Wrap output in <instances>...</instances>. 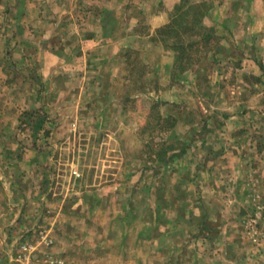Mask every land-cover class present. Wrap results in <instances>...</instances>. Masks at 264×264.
I'll return each instance as SVG.
<instances>
[{"label":"rangeland","instance_id":"obj_1","mask_svg":"<svg viewBox=\"0 0 264 264\" xmlns=\"http://www.w3.org/2000/svg\"><path fill=\"white\" fill-rule=\"evenodd\" d=\"M9 1L11 13L16 0ZM138 1L152 8V17L171 18L186 0ZM187 1L212 2L206 23L219 39L191 71L174 78V53L147 21L131 30L122 19L113 36L126 42L134 32L144 42L121 50V82L103 94L114 99L88 102L85 117L75 101L64 102L71 114L53 117L56 129L63 128L54 136L33 137L34 116L23 118L25 140L60 141L58 150L44 144L37 150L69 155L72 164L41 166L45 184L35 182L33 170L15 182L18 200L28 203V223L10 230L8 240L18 244L10 247L9 264H264V73L241 71V52L264 66L259 38L245 34L248 13L264 12V4ZM111 21L106 15L105 24ZM241 110V118H228ZM153 112L176 118L173 131L147 125ZM79 199L81 208L74 209Z\"/></svg>","mask_w":264,"mask_h":264},{"label":"crops","instance_id":"obj_2","mask_svg":"<svg viewBox=\"0 0 264 264\" xmlns=\"http://www.w3.org/2000/svg\"><path fill=\"white\" fill-rule=\"evenodd\" d=\"M9 2L0 0V7L5 6L0 12V264H9L8 259L12 262L13 249L10 247L18 244L17 240H8L12 236L10 230L12 233L13 230L22 231L28 223V211L23 209V204L28 203L23 199L18 200L21 187L15 182L29 178L33 170L35 182L45 184L47 178L41 175V166L50 163L72 164L69 155L59 153L55 156L56 151L49 155L48 151L37 150L43 144L49 149L58 150L63 145L60 141L42 142L33 137L38 133L54 136L55 132L63 131L61 127L56 129L53 117H69L71 104L65 106L69 101H75L79 116L85 117L89 116L88 102H97L105 97L114 99L103 94L121 82L120 63L124 58L120 55L121 50L123 47L136 49L135 43L144 42V38L134 32H129L126 42L113 36L114 29L121 28L122 19L125 27L131 30L146 20L147 27H152L153 32L166 25L170 19L166 13L152 17V8L145 7L146 4L138 0H16V9L11 13ZM258 2L264 4V0H254V8ZM52 3H58L62 8L60 12L52 7ZM26 7H30V10ZM131 8L135 11H131ZM104 9L107 10V19L112 18L108 24L104 22ZM256 9L248 13L249 26L245 34L259 38L255 47L262 53L264 12ZM131 12L136 13L132 15ZM211 18L218 19L215 16ZM230 18V13L226 14L222 21L229 22ZM248 19L242 18L246 23ZM105 26L107 28L104 31ZM232 33L235 39L240 36L244 41L246 37L235 29H232ZM105 36L108 37L106 41ZM241 53V71L256 73L260 69L264 73V66L258 62L260 60L247 56L245 52ZM244 113L241 110L239 114L228 118L238 119ZM28 114L29 117L34 116L31 123L33 137L31 135L30 141L25 140L28 137L23 125ZM34 118L41 119L42 124L34 123ZM66 125L63 126L65 130ZM45 174L49 179L50 175ZM54 176L52 170L50 179L54 180ZM27 192L28 197L34 193L25 191L22 195ZM81 204L82 199H79L73 208H81Z\"/></svg>","mask_w":264,"mask_h":264},{"label":"trees","instance_id":"obj_3","mask_svg":"<svg viewBox=\"0 0 264 264\" xmlns=\"http://www.w3.org/2000/svg\"><path fill=\"white\" fill-rule=\"evenodd\" d=\"M182 2L176 6L170 21L156 30V37L174 53L175 60L172 65L174 78L191 71L207 53L214 51L219 40L216 27L206 23V18L214 8L212 2L195 4H190L187 0ZM151 108L158 109V104H153ZM40 120L37 124H42ZM176 123L177 119L173 116L165 117L153 112L149 115L147 125H153L159 131L169 134Z\"/></svg>","mask_w":264,"mask_h":264}]
</instances>
